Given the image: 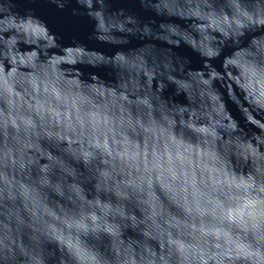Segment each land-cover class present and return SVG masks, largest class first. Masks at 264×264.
I'll list each match as a JSON object with an SVG mask.
<instances>
[{"label":"water","instance_id":"water-1","mask_svg":"<svg viewBox=\"0 0 264 264\" xmlns=\"http://www.w3.org/2000/svg\"><path fill=\"white\" fill-rule=\"evenodd\" d=\"M0 264H264V0H0Z\"/></svg>","mask_w":264,"mask_h":264}]
</instances>
